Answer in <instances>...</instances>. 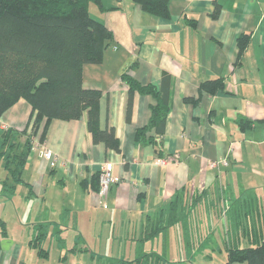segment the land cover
<instances>
[{
  "label": "crops",
  "instance_id": "1",
  "mask_svg": "<svg viewBox=\"0 0 264 264\" xmlns=\"http://www.w3.org/2000/svg\"><path fill=\"white\" fill-rule=\"evenodd\" d=\"M102 4L106 11L91 5L90 12L113 41L102 63L84 66L83 86L101 91L100 124L115 129L120 151L93 143L86 113L54 121L44 143L41 129L23 173L31 187L18 185L13 193L0 180V221L8 233L0 235V264H119L152 252L166 264H213L215 257L225 264L233 213L239 209L247 225H264V0H168L167 18L133 0ZM243 35L250 43L239 58ZM124 73L169 101L161 137L166 157L136 140L158 98L135 93L128 119ZM220 78L225 92L200 94L202 82ZM199 97L197 105L185 102ZM31 112L21 99L0 118V138L9 129L22 131ZM242 120L251 126L243 130ZM148 137L160 139L154 130ZM44 146L55 154V166L40 157ZM223 160L228 165L211 166ZM104 162L113 163L119 180L106 200L92 188ZM179 194L190 205L200 198L195 246L185 248L179 225L144 241ZM45 232L42 257L31 242ZM185 252L187 259L181 258Z\"/></svg>",
  "mask_w": 264,
  "mask_h": 264
},
{
  "label": "trees",
  "instance_id": "2",
  "mask_svg": "<svg viewBox=\"0 0 264 264\" xmlns=\"http://www.w3.org/2000/svg\"><path fill=\"white\" fill-rule=\"evenodd\" d=\"M133 1L152 15L169 17L168 0ZM91 5L106 11L102 0H0V118L21 99L32 109L22 131L9 129L5 137L0 138V165L7 172L2 184L6 191L14 193L18 185L31 187L24 180L23 173L33 139L42 129L40 142L44 143L56 120H80L86 113L93 143L104 144L107 150L120 151L115 129H102L100 124L101 91L83 86L84 66L102 63L104 52L113 41V33L109 28L91 14ZM218 13L219 10H216L213 16L216 18ZM249 43L247 35L238 39L239 58ZM122 80L128 85L130 94L128 119L135 93L158 98L157 104L151 107L148 124L138 129L136 140L142 144L155 145L158 157H166L161 137H164L170 112L169 101L160 98L155 86L142 85L128 73L122 74ZM199 91L201 95L206 93L211 96L225 92V80H206L201 83ZM200 99L186 98L185 102L197 105ZM251 124L252 121L247 120L240 122L243 130ZM29 129L31 132L28 134ZM152 130L160 139L148 137ZM22 137H25L24 141H21ZM92 188L99 192V172L93 179ZM199 201L200 198L193 199L190 205L186 198L177 195L170 202L168 210L162 211L150 225L143 240H153L169 228L179 225L184 231L185 248H193L196 244L193 222L198 211L194 206ZM233 215L235 218L232 222L230 220L229 238L225 243V264H264V225L245 224L239 209ZM232 225L234 232L231 230ZM7 234L5 222L0 221V235ZM46 235V232L40 233L31 242L42 257L47 255L41 247ZM244 240L247 245H244ZM118 263L166 264L168 261L164 256L152 252L135 260L121 259Z\"/></svg>",
  "mask_w": 264,
  "mask_h": 264
},
{
  "label": "built area",
  "instance_id": "3",
  "mask_svg": "<svg viewBox=\"0 0 264 264\" xmlns=\"http://www.w3.org/2000/svg\"><path fill=\"white\" fill-rule=\"evenodd\" d=\"M40 157L43 160H46L51 164V166H55L57 163V158L53 151L46 146H44L40 151ZM161 164H166L165 160H160ZM228 165L226 160L219 162H212L211 166L219 167V165ZM119 182L118 178L114 173V165L111 162H104L99 170V195L103 199H107L108 194L113 186H115Z\"/></svg>",
  "mask_w": 264,
  "mask_h": 264
},
{
  "label": "rangeland",
  "instance_id": "4",
  "mask_svg": "<svg viewBox=\"0 0 264 264\" xmlns=\"http://www.w3.org/2000/svg\"><path fill=\"white\" fill-rule=\"evenodd\" d=\"M0 166H2V165H0ZM1 168H2V167H1ZM3 169H4V168H3ZM3 169L0 170V180H2V181L6 178V175H7L6 172L4 173V170H3ZM185 253H186V252H185ZM185 253H184V255H183L181 258H183V259H187V258H186L187 253H186V254H185ZM194 258L196 259V255H195ZM221 261H222V260H221L220 257H215V263L213 262V264H216V263H217V264H220V263H222Z\"/></svg>",
  "mask_w": 264,
  "mask_h": 264
}]
</instances>
